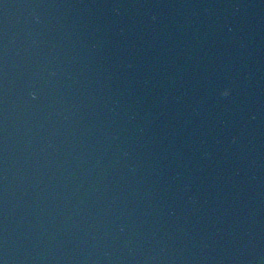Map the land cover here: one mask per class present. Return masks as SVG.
Listing matches in <instances>:
<instances>
[{
	"label": "water",
	"instance_id": "obj_1",
	"mask_svg": "<svg viewBox=\"0 0 264 264\" xmlns=\"http://www.w3.org/2000/svg\"><path fill=\"white\" fill-rule=\"evenodd\" d=\"M0 264H264V0H0Z\"/></svg>",
	"mask_w": 264,
	"mask_h": 264
},
{
	"label": "clouds",
	"instance_id": "obj_2",
	"mask_svg": "<svg viewBox=\"0 0 264 264\" xmlns=\"http://www.w3.org/2000/svg\"><path fill=\"white\" fill-rule=\"evenodd\" d=\"M230 92H231V89L230 88H224L222 91H221V95L224 96V97H227L230 95Z\"/></svg>",
	"mask_w": 264,
	"mask_h": 264
}]
</instances>
